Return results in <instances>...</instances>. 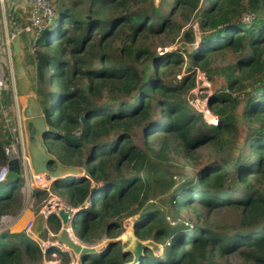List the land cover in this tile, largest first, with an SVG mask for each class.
<instances>
[{"label": "trees", "instance_id": "1", "mask_svg": "<svg viewBox=\"0 0 264 264\" xmlns=\"http://www.w3.org/2000/svg\"><path fill=\"white\" fill-rule=\"evenodd\" d=\"M51 1L48 28L31 32L37 94L56 133L46 148L84 170L71 182L55 180L52 191L71 208L84 206L75 233L81 243L109 240L83 264H130L133 254L114 240L133 216L135 237L162 248L159 256L146 249L136 264H264V0H173L168 14L153 0ZM195 15L201 47L192 53L197 33L186 27ZM164 37H181L189 48L158 54L153 41ZM230 52L238 54L233 64L213 65ZM197 70L224 79L208 100L216 124L186 98ZM7 128L1 117L0 169L13 139ZM140 129L143 147L134 141ZM206 153L213 157L172 195L171 220L145 208L170 155L190 162ZM22 183L15 174L0 183V221L20 205ZM48 222L59 233V218ZM53 251L43 253L24 232L0 233V264H43Z\"/></svg>", "mask_w": 264, "mask_h": 264}, {"label": "rangeland", "instance_id": "2", "mask_svg": "<svg viewBox=\"0 0 264 264\" xmlns=\"http://www.w3.org/2000/svg\"><path fill=\"white\" fill-rule=\"evenodd\" d=\"M153 3L155 4L156 7H158L161 10L162 13L168 14L172 8L173 0H153ZM6 5L7 3H0V11L4 12V14H6L5 13L7 8ZM199 20L200 17L198 15L197 16L195 15L192 18L190 24L186 27V28H188L189 26L193 27L195 32L197 33L198 40L194 45H192V48L194 49L192 53H194L197 49H200L201 47L200 33L198 27ZM33 43L34 42H32L31 50L28 52L26 56V60L32 64L34 62ZM153 45H154L153 48L157 51L158 54H163L167 51H174V50H179L183 52V50H185L187 47L189 48L187 44L182 42L181 37H178L175 43H172L170 38L168 37L155 39L153 41ZM11 57L12 56L7 57L8 60ZM237 58H238L237 53L230 52L227 53V55L221 56L218 59H216L213 65L218 67H224L233 64L237 60ZM13 63L16 64L15 59L13 60ZM187 70L188 67L185 66L181 74L175 75L176 79L180 80L183 76H185ZM197 73H198L197 74L198 81L196 88L191 90L186 98L190 106L195 111L202 113L203 116L208 121L212 122V115L209 112L210 110L208 108V100L214 93H216L219 89H221V87H223L225 82L222 77H213L212 80L205 74V72L197 70ZM205 88H209L211 89V91L208 92L207 94L205 93L203 94L202 90ZM12 107H13L12 108L13 110H11L12 113H7V117H5L3 112L2 118L5 121L6 127H8L7 129L11 132V135L13 136L15 132L17 133V123L15 116V108L14 106ZM55 134H56L55 132H50L48 136V144L51 143V141L56 138ZM134 141L137 146L143 147L144 145L143 129H140L136 132ZM211 155L212 154L206 153L200 159L190 160V162H185V160L179 155H174V154L170 155L169 161L166 163L164 167L161 168V171L156 175L155 180L152 182L153 185L151 187L149 200L145 208L153 211H159L161 215L165 217L168 221L171 220L173 213L170 207V199L174 194L176 188L183 182V178L192 175L202 162L206 163L208 159L212 158L213 156L211 157ZM22 179H23V183H22L23 186L21 187V195L19 196L20 205L18 207L14 206L9 213H7L5 216L2 217L0 221V233L1 232H8L12 234L23 233L25 229L28 227L29 225L28 223L32 221L33 225L31 228L30 236L34 238L33 241L34 240L41 242L57 241V238L53 236L56 235V233L54 232V225L50 224L48 220L45 218V215L42 213L44 207L48 204L49 200L51 199L50 195L44 192V194L46 195L42 196L41 198H37L36 194H34L35 191L33 192L31 187L25 184V179L24 178ZM75 179L76 178L74 176H71L66 178L63 183L71 182ZM52 193L55 197H58L60 200L65 201V198L58 195L54 190L52 191ZM182 216L184 219L194 218V215L189 211H184L182 213ZM81 219H82V213L79 212L78 216L74 220H72L71 225H69V227L72 226L74 233H77L81 229L82 227ZM138 219L139 216L125 218L123 220L124 232L119 238L114 240L121 242V247L124 252L130 251L133 247V241L134 238H136L133 233V225ZM47 229L51 231V233H49ZM80 244L82 243L80 242ZM103 244H105L103 248L104 250L108 246L109 240H103L95 245L97 246ZM100 253H97L95 255H98ZM155 254L158 256L161 255L162 248L160 247V250ZM46 260L49 261L51 260V258H48ZM57 261L58 262L56 264H70L71 258L68 254H64L60 258H58ZM132 262L130 264H132ZM235 262H237V260H235Z\"/></svg>", "mask_w": 264, "mask_h": 264}, {"label": "built area", "instance_id": "3", "mask_svg": "<svg viewBox=\"0 0 264 264\" xmlns=\"http://www.w3.org/2000/svg\"><path fill=\"white\" fill-rule=\"evenodd\" d=\"M28 5L30 6V23L26 25L24 28H16L11 35L8 43L11 42L12 38L18 37L25 32H32L36 30L38 33H43L48 28V25L52 18L54 17V9L51 0H27ZM0 3H4V0H0ZM249 19V18H248ZM247 19V20H248ZM36 46V43H33V48ZM6 81L5 73L0 69V94L2 93L3 86ZM13 104L15 108V116H16V123H17V133L15 132L13 135V139L10 143L5 146L4 152L5 156L7 157V163L0 169V183H3L7 180L10 174H13L10 170L9 163L14 160L19 161L20 165V176L25 179V184L29 185L31 189L34 191H41L48 193L51 197L48 204L44 207L42 213L45 215V218L48 220V217L51 215H56L58 218V213L61 209H65L69 212V225L72 222V216L75 211H80L82 208L74 209L71 208L66 201L60 200L58 197H55L52 193V185L55 179L53 177L49 178L48 174H36L34 172L32 156L30 152V146L27 141L26 131H25V123L27 117L25 116L24 112L18 105L17 95L14 94L13 96ZM3 108L0 107V123L1 117L3 114ZM205 118V117H204ZM205 121L209 124H216V121L210 122L205 118ZM78 178L80 176H74ZM60 220V218H59ZM61 222V220H60ZM28 227L25 229L24 233L33 240L30 236L31 228L33 222L30 221L28 223ZM62 225V223H61ZM68 225V226H69ZM48 230V229H47ZM62 230V227H61ZM61 230L54 237H58L61 234ZM70 236L73 240L77 241L79 244V240L74 233L72 226L68 229ZM49 233L51 231L48 230ZM59 234V235H58ZM39 248L42 250L43 253H46L49 249H54L51 253V260H45L43 264H56L58 261L57 259L60 258L64 254H68L71 258L70 264H78V255L75 254L73 251L68 249L66 246L60 244L58 241L55 242H41L35 241ZM82 246H90L86 244H81Z\"/></svg>", "mask_w": 264, "mask_h": 264}, {"label": "crops", "instance_id": "4", "mask_svg": "<svg viewBox=\"0 0 264 264\" xmlns=\"http://www.w3.org/2000/svg\"><path fill=\"white\" fill-rule=\"evenodd\" d=\"M4 3H7L6 14L0 11V69L6 75L3 91L0 94L4 116L7 117V113H12L14 94L17 95L18 105L25 116L30 111L41 110L44 113L42 100L37 94L35 63L26 60L34 36L30 32H25L12 38L8 43L14 30L19 28L17 23L26 25L30 22V6L27 0H4ZM10 56L12 57L9 61L7 57ZM14 59L16 64L13 63ZM33 129L34 127L26 119L25 131L28 143Z\"/></svg>", "mask_w": 264, "mask_h": 264}, {"label": "water", "instance_id": "5", "mask_svg": "<svg viewBox=\"0 0 264 264\" xmlns=\"http://www.w3.org/2000/svg\"><path fill=\"white\" fill-rule=\"evenodd\" d=\"M26 117L28 119V123L34 127L29 139L34 172L36 174H48L49 178L53 177L55 180L66 179L71 176H84V170L82 168L72 166L66 167L57 161L54 156L48 153L46 145L48 143V136L51 130L46 124L43 111H30L27 113ZM9 167L13 174H20V165L18 160L11 161L9 163ZM96 189V187H93L92 191ZM79 212L80 211L74 212L72 220L78 216ZM58 216L62 223V230L61 234L57 237V241L78 255V264H83L85 257L95 255L103 250L105 244L97 246H82L77 241L72 239L68 231L70 214L67 210L61 209ZM146 249H150L154 253H157L160 250V246L151 240L141 241L134 238L133 247L130 251H128L134 256L132 264H136L142 260Z\"/></svg>", "mask_w": 264, "mask_h": 264}, {"label": "clouds", "instance_id": "6", "mask_svg": "<svg viewBox=\"0 0 264 264\" xmlns=\"http://www.w3.org/2000/svg\"><path fill=\"white\" fill-rule=\"evenodd\" d=\"M81 177V176H80ZM91 246V245H90Z\"/></svg>", "mask_w": 264, "mask_h": 264}]
</instances>
